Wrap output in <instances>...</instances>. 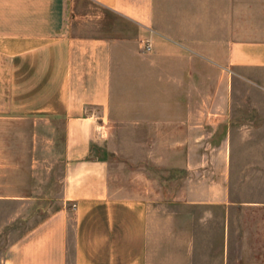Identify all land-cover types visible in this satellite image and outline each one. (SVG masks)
Returning <instances> with one entry per match:
<instances>
[{
  "label": "crops",
  "instance_id": "1",
  "mask_svg": "<svg viewBox=\"0 0 264 264\" xmlns=\"http://www.w3.org/2000/svg\"><path fill=\"white\" fill-rule=\"evenodd\" d=\"M120 120L154 128L132 144L171 147L177 185L164 190L156 154L152 185L115 186ZM3 129L25 132L14 161L60 173L54 192L0 191V210L17 203L0 217V264H228V208L264 204V0H0ZM231 177L251 188L231 198Z\"/></svg>",
  "mask_w": 264,
  "mask_h": 264
},
{
  "label": "rangeland",
  "instance_id": "2",
  "mask_svg": "<svg viewBox=\"0 0 264 264\" xmlns=\"http://www.w3.org/2000/svg\"><path fill=\"white\" fill-rule=\"evenodd\" d=\"M147 79L144 82L143 89L146 90V105L154 106L155 74L154 69L147 71ZM162 105L170 106L172 104L171 82L161 81ZM120 91L132 90L133 83H117ZM123 116V115H122ZM106 137V130L103 131ZM5 145L0 146V153L4 161L0 162V191L6 194L10 193H34L43 194L44 190L50 187L53 192L58 188V174L60 173V164L50 161L40 160L34 162L30 167V162L14 161L16 156L25 158L28 156V146L26 143L25 132L3 129L0 135ZM154 137V128L149 125L140 126L139 124L115 121L109 131L107 142V153L109 161V175L111 181L116 187L123 186L138 188L140 183L150 184L154 181L155 164L153 159L156 154L162 157V163L157 164L161 167V172L157 167L158 173L163 174L164 190L170 185H177L179 179L170 177L176 163L172 159V149L170 146L134 145L132 142L139 138L151 139ZM15 141H12V140ZM19 144H16L17 142ZM48 147L41 144L35 146L34 151L40 158L48 155L43 154ZM247 153L240 156V159L250 165L251 155ZM142 157V160L139 158ZM264 163V160H260ZM243 163V162H241ZM180 164V163H179ZM257 167V166H256ZM146 172V177L139 178V170ZM248 170H250L248 168ZM140 174V173H139ZM264 180V179H263ZM249 178L237 179L231 177L228 179V192L231 198L240 197L251 188ZM152 185V184H150ZM258 190L260 185L256 183L253 186ZM52 192V193H53ZM51 193V194H52ZM237 194V195H236ZM47 195V194H46ZM164 197L167 198L164 193ZM46 201H40L44 205ZM16 202L4 200L0 217L3 220L10 219L16 208ZM228 264H264V204L242 207L230 206L228 208Z\"/></svg>",
  "mask_w": 264,
  "mask_h": 264
},
{
  "label": "built area",
  "instance_id": "3",
  "mask_svg": "<svg viewBox=\"0 0 264 264\" xmlns=\"http://www.w3.org/2000/svg\"><path fill=\"white\" fill-rule=\"evenodd\" d=\"M144 48H146V49L149 48V43L148 42H144Z\"/></svg>",
  "mask_w": 264,
  "mask_h": 264
}]
</instances>
